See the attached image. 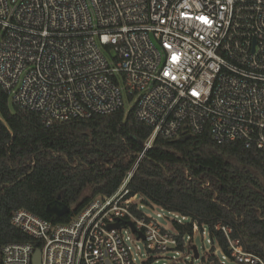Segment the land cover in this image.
Segmentation results:
<instances>
[{
	"label": "built area",
	"instance_id": "obj_1",
	"mask_svg": "<svg viewBox=\"0 0 264 264\" xmlns=\"http://www.w3.org/2000/svg\"><path fill=\"white\" fill-rule=\"evenodd\" d=\"M0 87L47 125L134 109L153 127L145 151L208 130L264 152V0H0ZM135 171L68 223L13 212L41 248L7 244L2 264H33L37 250L41 264H264L228 226L215 227L226 254L207 228L181 234L179 214H135L146 209L128 190ZM198 233L210 250L196 257Z\"/></svg>",
	"mask_w": 264,
	"mask_h": 264
},
{
	"label": "trees",
	"instance_id": "obj_2",
	"mask_svg": "<svg viewBox=\"0 0 264 264\" xmlns=\"http://www.w3.org/2000/svg\"><path fill=\"white\" fill-rule=\"evenodd\" d=\"M152 133L134 109L124 108L47 125L0 87V264L7 244L41 248L13 226V212L26 209L51 223H68L97 196H113L135 166L128 190L146 209L187 218L173 222L183 235L193 224L207 228L226 254L215 227L228 226L247 251L264 259V152L242 142L218 144L208 130L158 136L145 151Z\"/></svg>",
	"mask_w": 264,
	"mask_h": 264
},
{
	"label": "rangeland",
	"instance_id": "obj_3",
	"mask_svg": "<svg viewBox=\"0 0 264 264\" xmlns=\"http://www.w3.org/2000/svg\"><path fill=\"white\" fill-rule=\"evenodd\" d=\"M144 211L148 216L153 218H157L158 213H163V210L156 206H154L153 208H147ZM159 222L164 227H170V222L167 219H160ZM193 245L196 246L201 251V253H204L203 248H205V252H208L210 250V244L208 243V235L206 234L202 236L201 233H198L194 238Z\"/></svg>",
	"mask_w": 264,
	"mask_h": 264
},
{
	"label": "water",
	"instance_id": "obj_4",
	"mask_svg": "<svg viewBox=\"0 0 264 264\" xmlns=\"http://www.w3.org/2000/svg\"><path fill=\"white\" fill-rule=\"evenodd\" d=\"M65 210H67V209H65ZM124 225L129 226L132 229V231L135 232V228H134L132 223L128 222V223H125ZM112 228L119 229L120 223L113 225ZM139 237H143V236L140 234ZM193 250L195 251L196 257H198L197 248L195 246L193 247ZM41 263H42V252H41V250H37L33 255V264H41Z\"/></svg>",
	"mask_w": 264,
	"mask_h": 264
},
{
	"label": "snow or ice",
	"instance_id": "obj_5",
	"mask_svg": "<svg viewBox=\"0 0 264 264\" xmlns=\"http://www.w3.org/2000/svg\"><path fill=\"white\" fill-rule=\"evenodd\" d=\"M198 18L201 19V20H204L205 23H209V21H207V19L204 18V17H198Z\"/></svg>",
	"mask_w": 264,
	"mask_h": 264
}]
</instances>
